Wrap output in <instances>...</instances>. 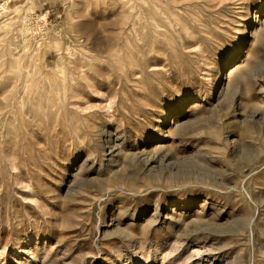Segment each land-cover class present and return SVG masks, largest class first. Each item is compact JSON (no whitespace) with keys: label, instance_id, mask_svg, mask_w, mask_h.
<instances>
[{"label":"rangeland","instance_id":"obj_1","mask_svg":"<svg viewBox=\"0 0 264 264\" xmlns=\"http://www.w3.org/2000/svg\"><path fill=\"white\" fill-rule=\"evenodd\" d=\"M147 1L0 0V264H264V0Z\"/></svg>","mask_w":264,"mask_h":264},{"label":"bare ground","instance_id":"obj_2","mask_svg":"<svg viewBox=\"0 0 264 264\" xmlns=\"http://www.w3.org/2000/svg\"><path fill=\"white\" fill-rule=\"evenodd\" d=\"M131 1H132V5H131V10H132L131 27H132V29H135L137 26H140L141 24H146L147 20H150L151 25L155 26L153 31H151V30H147L146 32L137 31L135 33V35H134L135 46H136V48L141 49L142 53L145 50L147 52H151L155 48L158 47V46H154L153 44H151L150 39L151 38L157 39L158 38L157 36L160 35L162 29H167L170 26L174 27V25H176V27H178V28H181V26L178 23H175L174 21L168 22V24H166L163 20H169V16L166 15V17H164L162 14H159L156 11L155 7L154 6L152 7V4L149 1H147V0H131ZM162 1L163 0H160L159 2L161 3ZM257 18L258 17L255 16L254 17V21H256ZM120 31H123V29L121 28ZM108 34L109 33H107V35ZM107 35L104 36V38H106V40L108 42L107 50H110V49L114 48L113 44H114V41H116V38L114 36H111V38H108ZM152 36H154V37H152ZM78 40H82V42L83 41L88 42L89 41V35L85 34L83 36H80V37L76 38L75 40L72 39V45L75 48H78L77 50H80L79 47H80V42L81 41H78ZM100 48H103V46L100 45ZM71 50L73 51L74 49H71ZM71 50H68L69 57L67 59V72H68V75L70 76V79H71L70 82H69L68 88H69V91H71L73 93L75 91L74 85L77 82V80H75L73 78L74 74L77 73L83 79H86L87 75H86V73L82 72L83 64H80V62L77 63L74 60L75 57H74V55H72L73 52H71ZM235 68L236 67L233 64H231L228 67V70H227L226 74L224 75L223 78H221L222 82H223V80H226L234 72ZM123 78L124 77L122 75H119V80L120 81ZM74 81H75V83H74ZM221 85H222V83H221ZM140 89L145 90V88H142V87H140ZM73 97L74 96L70 94L69 99L71 100ZM117 108L121 111V115H123V111L119 107H117ZM96 118H97V115L92 118L93 121ZM92 132L94 133L93 135H95V136H97V135H100L102 137L106 136L107 137V139H105L106 140V145H107L108 150L110 151L109 152L110 155L114 154V157L117 156L116 158H114V157L108 158L106 160L107 166H108V164L113 165L115 163H119L118 158L120 156H122L124 159H128L129 158V156L127 154L122 153V150H121L120 147H116L119 144H116V142L114 140L112 141L109 128L101 127V126L98 125V126H95L92 129ZM159 147H160L159 145H156L155 147H152L151 148L152 152L150 151V155L153 156V155L157 154V151L155 150V148H159ZM131 158H132V160L134 159L133 155L131 156ZM100 167H101V165H99V168ZM262 198L263 197L260 196L259 200H261ZM150 223H153V221H151ZM240 227L241 226H238V229ZM251 238L253 239V235L252 234H251ZM205 251H210V249H207ZM198 254L200 255L201 251L195 250L194 255H198ZM170 255H172V251L170 253H168L164 258H162L160 264H165V258H167ZM137 264H139V263H137Z\"/></svg>","mask_w":264,"mask_h":264}]
</instances>
